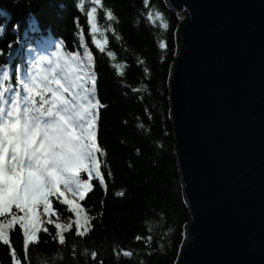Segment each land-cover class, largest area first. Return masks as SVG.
<instances>
[{
    "label": "trees",
    "instance_id": "1",
    "mask_svg": "<svg viewBox=\"0 0 264 264\" xmlns=\"http://www.w3.org/2000/svg\"><path fill=\"white\" fill-rule=\"evenodd\" d=\"M93 7L95 40H108L103 53L93 42ZM109 12L114 19H108ZM180 20L166 0H0V27L5 29L0 34V80L6 71L31 68L40 56L58 49L83 56L87 47L92 53L97 95L105 106L100 109L98 143L107 153L99 159L108 185L105 194L94 181V192L84 202L96 217L88 237H76L74 228L62 247L41 233L42 242L26 251L17 226L9 233L10 245L0 242V264H16L11 248L20 264H90L86 249L98 252L104 264L177 263L190 222L169 92ZM15 83L13 72L8 84ZM58 209L63 222L74 218L65 206ZM124 251L133 256L124 257Z\"/></svg>",
    "mask_w": 264,
    "mask_h": 264
},
{
    "label": "water",
    "instance_id": "2",
    "mask_svg": "<svg viewBox=\"0 0 264 264\" xmlns=\"http://www.w3.org/2000/svg\"><path fill=\"white\" fill-rule=\"evenodd\" d=\"M169 92L190 222L176 264H264V0H166Z\"/></svg>",
    "mask_w": 264,
    "mask_h": 264
},
{
    "label": "snow or ice",
    "instance_id": "3",
    "mask_svg": "<svg viewBox=\"0 0 264 264\" xmlns=\"http://www.w3.org/2000/svg\"><path fill=\"white\" fill-rule=\"evenodd\" d=\"M92 2L96 4L99 0ZM95 12L93 7L89 23L93 42L103 53L108 40H95ZM108 19H114L111 12ZM168 27L167 23L163 24L164 29ZM18 29L19 25H15L13 31ZM4 31L0 27V34ZM3 55L0 50V56ZM108 55L115 59L112 52ZM13 72L14 85L8 84ZM120 75H124L123 71ZM97 84L93 55L87 47L83 56L58 49L51 56H40L31 68L20 66L12 72L6 71L0 80V217L4 218L0 221V242L3 245H10L9 233L17 226L22 230L26 251L33 243L38 246L42 242L41 233L63 247L67 244V234L73 233L74 228L79 238L94 231L96 217L89 215L84 202L94 192V181L105 194L108 192L99 159L107 153L98 143L100 109L105 106L98 99ZM58 205L74 214L70 222H63ZM10 253L16 264H20L15 248ZM85 255L89 256L90 264H104L96 251L89 254L86 249ZM122 255L132 257L133 253L124 251Z\"/></svg>",
    "mask_w": 264,
    "mask_h": 264
},
{
    "label": "rangeland",
    "instance_id": "4",
    "mask_svg": "<svg viewBox=\"0 0 264 264\" xmlns=\"http://www.w3.org/2000/svg\"><path fill=\"white\" fill-rule=\"evenodd\" d=\"M180 17V19L183 17L184 18V16H179Z\"/></svg>",
    "mask_w": 264,
    "mask_h": 264
}]
</instances>
